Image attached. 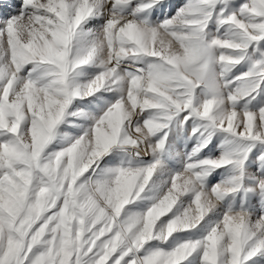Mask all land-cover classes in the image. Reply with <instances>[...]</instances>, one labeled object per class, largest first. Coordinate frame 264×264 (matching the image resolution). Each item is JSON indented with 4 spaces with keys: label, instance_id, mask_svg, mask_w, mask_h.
Masks as SVG:
<instances>
[{
    "label": "snow or ice",
    "instance_id": "snow-or-ice-1",
    "mask_svg": "<svg viewBox=\"0 0 264 264\" xmlns=\"http://www.w3.org/2000/svg\"><path fill=\"white\" fill-rule=\"evenodd\" d=\"M0 264H264V0H0Z\"/></svg>",
    "mask_w": 264,
    "mask_h": 264
}]
</instances>
